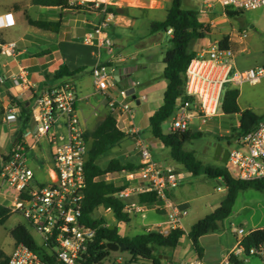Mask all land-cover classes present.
Listing matches in <instances>:
<instances>
[{
  "label": "built area",
  "instance_id": "1",
  "mask_svg": "<svg viewBox=\"0 0 264 264\" xmlns=\"http://www.w3.org/2000/svg\"><path fill=\"white\" fill-rule=\"evenodd\" d=\"M80 3H84V1ZM94 3L97 9L99 3ZM223 12L230 10L241 13L264 6V0H214ZM105 14V8L100 10ZM109 16L108 14H106ZM108 19L97 23L83 35L88 46L105 47L109 56L113 53V42L108 34ZM13 14H0V32L15 26ZM245 33L240 35L244 38ZM16 44L2 42L0 36V54L14 56ZM264 77V66L248 67L239 70L235 66V53L222 48L218 42L212 43L203 54L192 59L183 73V94L185 101H177L174 112L169 118V132L189 131L190 123L196 119L205 126L213 118L221 115V103L224 91L229 86L242 83H257ZM95 92L107 101L111 115H123L130 112L129 100L140 102L144 96L132 98L127 89L117 90V95L109 94V88L116 87L113 67L96 64L91 70ZM20 82L22 92H29L28 82L23 74L13 79L16 86ZM0 80V85H1ZM138 82H131L133 90ZM78 97L74 84L62 81L46 87L35 97V111L31 113L22 140L13 142L6 159H0V180L18 193V212L28 226L40 238L38 249L18 243L8 255L7 264H83L95 235V230L82 223V201L85 189L84 164L87 157L88 141L77 115ZM62 129V137L53 131ZM137 133V131H133ZM30 136L38 140L46 136L52 147V160L47 180L38 182L30 167L29 146L23 141ZM140 149V167L136 170L107 174L106 181L122 179L125 188L117 194L124 201L132 192L151 193L157 198L152 204L139 205L125 203L123 212L143 214L155 207L167 210V221L156 224L149 232L165 233L180 227V219L186 211L179 210L167 197L168 192L176 189L181 180V172L172 167H159L146 146L137 140ZM228 158L225 164L230 176L240 181L264 180V117L246 134L233 139L227 146ZM219 190V188H218ZM110 209L105 210L109 212ZM233 250L219 263L232 264L231 258L259 256L264 258V247L251 248L248 254L241 247L245 231L239 228ZM189 264H203L196 259Z\"/></svg>",
  "mask_w": 264,
  "mask_h": 264
},
{
  "label": "crops",
  "instance_id": "2",
  "mask_svg": "<svg viewBox=\"0 0 264 264\" xmlns=\"http://www.w3.org/2000/svg\"><path fill=\"white\" fill-rule=\"evenodd\" d=\"M215 5L217 4L213 0H203L199 7L195 9L197 11L198 20L201 23L208 25L210 28L209 33L205 34L203 37L207 38V43L205 46L202 44H198V40H196L193 44V51L196 53V57L203 54L212 43L219 42L223 37L229 38V46L231 49L232 45L235 46L237 44L244 43L242 41V38H240V35L238 36L237 33V31H239V26L241 27L243 25V21L239 20L237 17H228L219 5L217 6L220 9V13H213ZM38 7L42 10H37V15L34 18L25 13L27 12L25 11V2H9L5 4L4 7L0 8V14L8 12L12 13L16 22L15 26L18 25L20 28L16 32H9L10 29L5 32H0L2 42H14L16 44L14 56L7 57L0 54V80L2 82L0 85V159L2 156L6 157L10 153L12 144L15 140L17 133H25V131L21 130L19 123L20 108L17 105L18 103L24 104L25 106L29 107L30 112L32 113L35 111V97L40 95L46 87L59 84L62 81L69 80L74 84L76 88V93L78 97V118L85 131L89 132L93 130L97 123L102 121L105 116L109 114V110L107 108V101L95 92L91 78L92 68L98 63L105 64L109 61L113 62V70H118V76L116 80V87L109 88V94L116 96L118 89H133V87H131V82H137L132 77L134 73H136L137 71H150V64L128 65V60L122 55L125 46L128 44L127 41L135 42L136 40L145 39L154 43L158 42V33L151 34L148 29L147 34L145 36H142L141 38L134 37L137 33L136 24H126L122 26L121 32L118 33L114 37V39L111 38L108 32L109 37L113 42V53L109 56L105 47L88 46L84 44L83 35L87 31L91 30L98 23L90 22L89 16L86 11H74L71 13V10H60L59 8L55 7ZM169 7L170 5L167 7V10L169 9ZM48 11L57 12L59 15L58 19L60 18L62 21V25L58 33L55 34L38 30L33 27H30L27 24L25 15L29 16L33 20H38L39 18H47ZM164 19H162L161 21H163ZM241 31L244 33L243 26L241 27ZM167 34H169L170 36V31ZM145 44L146 43L142 42L140 46H144ZM246 46L247 45L239 47L236 50L232 49L235 53L236 68L239 70H243L248 67L264 66V51L258 52L253 50L255 51L253 55L245 58L241 56L242 52L247 50ZM165 52L159 51V54L163 55ZM61 66H65L69 72H73L81 68H84V71L77 73L73 77H63L61 79L56 80L53 78V74L58 71ZM163 68L161 72H163ZM84 73H86L91 79V89L89 91L84 90L81 86V76ZM20 74H23L25 76V80L28 82L29 85V92H22L20 82L16 86L13 84V79L18 77V75ZM243 84L245 83H242L241 85ZM247 84L259 86L258 89L259 92L262 93V98H260L259 101L253 100V98L246 97V95H244L243 92L240 90L237 98L238 107L241 111L248 109L255 113L257 116H263L264 77L261 78L255 84ZM166 85L167 81L163 78V76L162 81L159 83L155 82L154 79L149 80L148 86L143 89L144 93L139 95L144 96V99L140 102H136L137 105H140L141 102H146V104L142 106V108L136 114H132L130 110V112L125 113L123 115H113L116 120L117 128L127 134V137L117 145V149H121V151H125V153L131 152L135 147H138L137 140H140L142 142V145L148 148L154 162L159 167L175 168L181 172V177H183L184 174H190L180 164L174 162L170 158L168 148L164 147L157 139L152 137L148 124L149 116L154 111H156L162 103V97ZM229 87L236 88L237 86L231 85ZM136 88L137 86L134 88V95L137 94ZM147 96H149V99L147 98ZM150 110L153 111L151 112ZM226 116L227 115H224L221 111V115L216 118H213L205 126H200L199 122L194 119L190 123L189 132H200L202 134V137L214 132H216L217 134L218 131L222 130V127H225L227 125V122L223 119V117ZM235 116L239 120V115ZM147 129L149 130L148 133L151 137L148 138V143L145 144L143 136L146 135L145 131ZM134 130L137 131V133H133ZM53 132L57 136L62 137V135H60L62 134V129L55 128ZM25 140L29 146L30 167L34 173V178L38 182H44L47 180L48 174L50 173L52 147L49 144L46 136H42L38 140H35L30 136H27L25 138L24 135V143ZM217 144H219L224 149V147H227L229 143L228 141L224 143L221 141L217 143L214 142L213 144H211L212 149H216ZM163 147L164 149H167L165 152H163L164 150H162ZM159 151H162L161 155H158ZM187 151H192L195 157L197 153H200L195 149ZM154 152H157L156 158H160L161 161H158L154 158ZM221 157L222 155H220L219 158ZM196 159L199 160L197 157ZM121 161L132 162L136 164L140 163V160L134 158V156L129 157L128 155H126L125 158H123ZM214 163L215 164L209 166L217 167L225 165L222 164L219 160L215 159ZM159 164H162L164 166H161ZM172 164H174V166H172ZM119 176H122L120 172ZM216 182L219 185V190L217 188L218 191H226V188L222 182ZM221 186H223V189H221ZM168 194L171 196V200L169 198L168 199L174 205L180 206L184 210L189 207V199L184 193L176 192L174 189L168 192ZM18 201V193L11 186L0 180V205L10 209L12 213H18L14 211L16 205L18 204ZM123 202L124 204L133 203L139 205H146L139 203L138 193L135 192H132L130 196L126 198ZM148 210H153L155 212L158 211L157 213H160L164 217H166L164 221L156 224H163L167 221V210H162L155 207L149 208ZM144 213L133 214V216L141 215L142 217H144ZM123 224L124 223L116 224V226L118 227V235L120 237H133L130 236L129 232H126L124 228L120 230V227ZM156 224L150 226V228H147L145 232H149L148 230H150ZM255 229H250L246 231L245 235H248L252 230ZM167 233L168 232L162 234ZM208 234L214 235L213 246L220 248V254L219 257L213 259L212 261H208L207 264H219L233 250L236 239L240 238V236L237 235V232L207 233L199 238V246L202 248V257L199 258L193 251L194 260H202L203 256L206 254L207 242H205L204 239L208 237ZM228 234L231 237L228 236ZM223 239H226L225 246L221 247ZM184 241L185 245H187L188 243L192 248L191 241L188 239L185 232V235L180 239L178 245L172 252H175L176 249L180 247V245H183ZM169 256H171V253ZM170 258L171 257H169L168 259H164V261H170ZM237 260L239 262H242V257H238Z\"/></svg>",
  "mask_w": 264,
  "mask_h": 264
},
{
  "label": "trees",
  "instance_id": "3",
  "mask_svg": "<svg viewBox=\"0 0 264 264\" xmlns=\"http://www.w3.org/2000/svg\"><path fill=\"white\" fill-rule=\"evenodd\" d=\"M32 4L71 11H90L94 6L93 2H85L80 5L70 3L69 0H32ZM103 7V4H99L97 10H101ZM110 11V9H105V14H109ZM241 13L225 10V14L230 18L237 17ZM25 19L30 27L55 34L58 33L62 25L60 18L58 20H33L25 15ZM169 31L168 43L170 49L164 53L162 59L164 64L162 76L167 81V85L160 107L148 118L150 133L153 138L169 149L170 158L180 164L190 175L194 177L204 176L207 179L220 181L226 188V194L218 207L191 225L186 232L193 251L201 258L202 248L199 246V238L216 231L218 224L230 215L239 191L249 188L264 191V180H236L230 176L225 165L214 167L204 165L197 160L192 151L184 149V145L190 141L200 139L202 137L200 132H168L166 134L162 132L161 126L163 122L172 116L177 101L187 99L183 94V73L188 63L196 57V53L193 51L194 42L209 33L210 28L198 20L196 10H183L181 0H171L165 19L163 21H152L149 26L151 34H167ZM218 43L222 48L230 47L228 37H223ZM105 65L108 67L113 66L111 61L105 63ZM81 71H84V68L69 72L65 66H61L53 74V78L58 80L63 77H73ZM238 94L236 88L229 87L224 91L222 98V113L227 116L239 115L237 133L227 138L228 143L249 132L264 117V115L257 116L248 109L241 111L237 104ZM17 105L20 108V127L22 131H25L31 112L29 107L24 104L18 103ZM126 137L127 134L117 128L116 120L111 114H107L102 121L96 124L93 130L85 132L88 151L84 164L85 189L82 201V223L93 228L95 235L86 254L83 256V264H101L109 252L106 248L107 242L127 248L132 256L131 264H162V259L159 258L158 254L169 256L185 235L181 228H174L167 234L144 232L133 237H120L116 225H113L114 227L111 229L112 225L107 224L103 216L94 217L96 211L110 209L116 223L128 224L130 222V216L123 212L124 202L117 197V194L125 186L106 181L103 177L107 174L136 170L140 167V164L123 162L118 158L110 159L104 166L99 163L102 157ZM21 140L22 138H19L18 142ZM6 158L7 156L1 157L2 160ZM167 197L171 200L169 194H167ZM138 201L141 204H152L157 201V198L151 193H140L138 194ZM10 214H12L10 209L0 205V224H3ZM10 235L15 244L22 243L31 249H38L28 228L24 225L18 224L15 226L10 231ZM241 247L245 254H248L251 248H263L264 228L252 230L243 237ZM7 259L8 257L0 251V264H7ZM230 261L232 264H241L236 258H231Z\"/></svg>",
  "mask_w": 264,
  "mask_h": 264
},
{
  "label": "rangeland",
  "instance_id": "4",
  "mask_svg": "<svg viewBox=\"0 0 264 264\" xmlns=\"http://www.w3.org/2000/svg\"><path fill=\"white\" fill-rule=\"evenodd\" d=\"M203 0H181V8L183 10H195L201 4ZM214 1V0H213ZM9 2H25V12L31 17H36L38 6L32 4V0H0V8L4 7L5 4ZM70 3L80 4V1L69 0ZM92 2V1H84ZM99 4H103V8L111 10L109 16L102 13L100 10L91 8L90 11H86L89 16L90 22L96 23L99 21L107 20L108 32L111 38L121 32L122 26L126 24H136L137 33L136 36L141 38L147 34L149 29V24L152 21H161L165 17L167 7L170 5L171 0H95ZM82 3V4H84ZM71 13L74 11H70ZM85 12V11H84ZM215 14L220 13V9L215 5L214 12ZM59 17L58 13L55 11H48L47 18H39L43 20H57ZM239 20L243 21L245 37L242 38L244 43L232 45V49L236 50L239 47L247 45V50L242 52L241 56L249 57L255 53V51L263 52L264 51V6L255 10H246L242 11L241 14L237 16ZM233 22V21H232ZM26 26V23H25ZM241 26V27H242ZM20 28L16 25L13 28L3 30L2 32H16ZM237 31L238 36L242 35L243 32L240 30ZM40 32V31H39ZM169 34L158 33L157 40L158 42H151L148 40H136L135 42H128L125 46L122 55L128 60V65L135 64H150V71H137L133 74V79L138 82L136 88L137 97L144 93L145 87L148 86V82L151 79H154L155 82L159 83L162 81V68H163V55L159 54V51L165 52L170 49L168 43ZM146 43L144 46L140 44ZM198 44L206 45L207 38H202L197 41ZM255 50V51H253ZM113 64V62L111 61ZM114 65V64H113ZM82 83L81 86L84 90L89 91L91 89V79L89 76L84 73L82 74ZM259 86H253L250 84H243L237 86L236 89L238 92L241 90L246 97L253 98V100H260L262 98V93L259 92ZM149 99V96H147ZM130 109L132 114H136L146 102H141L140 105L136 104L135 100H129ZM151 112L153 110H150ZM227 122L225 127H222V130L210 133L204 137L190 141L184 145L185 150L195 149L200 153L196 154V157L205 165H213L214 163V152L215 149H212L211 144L218 141L227 142V138L237 133V124L238 118L235 115L223 117ZM169 119L163 122L161 129L164 134L168 133L169 130ZM149 130L145 131L146 135L143 136L145 144L148 143V138H150ZM216 134V135H215ZM215 135V136H214ZM213 142V143H211ZM165 152L167 149L163 147ZM122 153V156H121ZM156 153L154 152V158L158 161H161L160 158H156ZM162 151L158 152V155H161ZM119 154V156H118ZM128 155L134 156V158L140 160V149L135 147L133 151L126 152L117 149V146L111 149L104 157L99 161L101 166H104L110 159L118 158L123 159ZM219 163V162H218ZM164 166L162 164H159ZM174 166V164H172ZM179 171V170H178ZM114 182L116 185H121L124 181L122 179H115ZM219 185L213 179H207L203 176H191L184 174L181 177L178 188L175 189L176 192L184 193L189 199V207L185 210L186 215L180 219V227L184 232H187L191 225H193L198 220L202 219L206 215L210 214L214 209H216L220 201L224 198L226 191H218L217 188ZM223 189V186H221ZM158 212V211H157ZM153 210H147L144 213V217L141 215L133 216L130 214V222L128 224H123L120 227V230L123 228L126 232H129L130 236H135L145 232L150 226L162 222L166 219L162 214L157 213ZM103 216L106 220V223L109 225H116V221L112 217V213L105 211H96L94 217ZM22 224L28 228L29 233L31 234L33 240L36 244H40V238L35 234V232L28 227V223L19 213H12L4 221L3 224H0V251L4 255H10L14 246V240L10 235V231L17 226ZM239 228H243L246 232L250 229L255 228H264V191H257L254 189H246L239 191L233 205L230 215L221 221L218 224V229L213 232H236ZM205 242H207L206 254L203 256L201 262L207 264L208 261L219 257L220 248L213 246V236L211 234L207 235ZM228 236H230L228 234ZM231 237V236H230ZM226 239L222 240L221 247L225 246ZM159 256V254H158ZM165 256V255H163ZM170 261H164L162 259V264H189L194 261L193 250L191 246L185 241L183 245H180L175 252H171ZM132 256L128 251H109L107 256L101 262V264H131ZM141 264V263H133ZM241 264H264V258L259 256H243Z\"/></svg>",
  "mask_w": 264,
  "mask_h": 264
},
{
  "label": "water",
  "instance_id": "5",
  "mask_svg": "<svg viewBox=\"0 0 264 264\" xmlns=\"http://www.w3.org/2000/svg\"><path fill=\"white\" fill-rule=\"evenodd\" d=\"M114 76H115V80H117L118 70H115L114 71ZM126 94L127 95H131L132 98L135 97L134 90L133 89L127 90L126 91ZM21 134H22V132H18L17 135H16V137H15V140L14 141H16L18 138H20L21 137ZM180 137H181V135H180ZM220 155H222L221 158H219ZM227 158H228V149L227 148L226 149H223L219 144H217L216 145L215 152H214V159L215 160H219L222 164H226ZM177 207L179 208V210H183L180 206H177ZM110 228L112 229L113 226H111ZM106 248L109 251H120V252L127 251V248L120 247L117 244L112 243V242H107L106 243ZM159 258L168 259L169 257L168 256L159 255Z\"/></svg>",
  "mask_w": 264,
  "mask_h": 264
},
{
  "label": "bare ground",
  "instance_id": "6",
  "mask_svg": "<svg viewBox=\"0 0 264 264\" xmlns=\"http://www.w3.org/2000/svg\"><path fill=\"white\" fill-rule=\"evenodd\" d=\"M81 1H87V0H81ZM133 1V0H132Z\"/></svg>",
  "mask_w": 264,
  "mask_h": 264
},
{
  "label": "flooded vegetation",
  "instance_id": "7",
  "mask_svg": "<svg viewBox=\"0 0 264 264\" xmlns=\"http://www.w3.org/2000/svg\"><path fill=\"white\" fill-rule=\"evenodd\" d=\"M227 147H224V149H226ZM228 149V148H227Z\"/></svg>",
  "mask_w": 264,
  "mask_h": 264
}]
</instances>
